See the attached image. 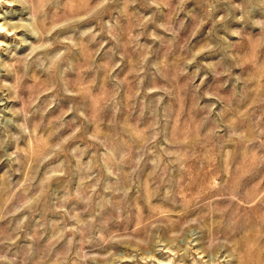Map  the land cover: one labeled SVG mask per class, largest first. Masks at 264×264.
I'll return each instance as SVG.
<instances>
[{
  "label": "rangeland",
  "instance_id": "obj_1",
  "mask_svg": "<svg viewBox=\"0 0 264 264\" xmlns=\"http://www.w3.org/2000/svg\"><path fill=\"white\" fill-rule=\"evenodd\" d=\"M0 264H264V0H0Z\"/></svg>",
  "mask_w": 264,
  "mask_h": 264
},
{
  "label": "bare ground",
  "instance_id": "obj_2",
  "mask_svg": "<svg viewBox=\"0 0 264 264\" xmlns=\"http://www.w3.org/2000/svg\"><path fill=\"white\" fill-rule=\"evenodd\" d=\"M16 1H18V0H16ZM7 24V23H6ZM8 27V26H7Z\"/></svg>",
  "mask_w": 264,
  "mask_h": 264
}]
</instances>
